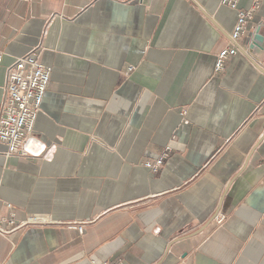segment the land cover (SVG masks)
Here are the masks:
<instances>
[{
    "label": "crops",
    "instance_id": "crops-1",
    "mask_svg": "<svg viewBox=\"0 0 264 264\" xmlns=\"http://www.w3.org/2000/svg\"><path fill=\"white\" fill-rule=\"evenodd\" d=\"M221 1L0 0V99L17 59L52 70L28 153L0 144V223L43 220L0 264H264V0L216 75Z\"/></svg>",
    "mask_w": 264,
    "mask_h": 264
},
{
    "label": "built area",
    "instance_id": "built-area-1",
    "mask_svg": "<svg viewBox=\"0 0 264 264\" xmlns=\"http://www.w3.org/2000/svg\"><path fill=\"white\" fill-rule=\"evenodd\" d=\"M242 0H222V6L228 7L237 13V22L231 34V43L222 49L216 58L215 74L222 75L226 70L228 60L239 53V42L247 33L248 23L254 18V13L261 6L262 0H254L248 10L240 7ZM259 32H255V35ZM255 35L253 36V41ZM4 53L0 50V81L2 77ZM51 68L44 66L35 52L17 59L7 69L5 75L4 95L0 99V144L7 147L3 153L6 158L24 156L28 153L36 120L42 110L45 94L51 81ZM169 149L153 161H148L145 167L152 173H158L169 157ZM11 210L8 217L0 223V234L5 236L24 227L37 225L43 220L39 217H30L25 222H17L16 214ZM225 216L218 218L222 223ZM3 224L10 226L6 229ZM83 234V226L75 227ZM92 264H121L108 261Z\"/></svg>",
    "mask_w": 264,
    "mask_h": 264
},
{
    "label": "water",
    "instance_id": "water-1",
    "mask_svg": "<svg viewBox=\"0 0 264 264\" xmlns=\"http://www.w3.org/2000/svg\"><path fill=\"white\" fill-rule=\"evenodd\" d=\"M254 42L252 44V48H255V47H260V44L264 42V39L263 37L260 35V33L258 32L256 35H255V38H254Z\"/></svg>",
    "mask_w": 264,
    "mask_h": 264
}]
</instances>
